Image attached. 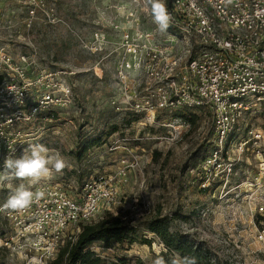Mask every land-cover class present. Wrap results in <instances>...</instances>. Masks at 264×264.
Listing matches in <instances>:
<instances>
[{"label":"rangeland","instance_id":"1","mask_svg":"<svg viewBox=\"0 0 264 264\" xmlns=\"http://www.w3.org/2000/svg\"><path fill=\"white\" fill-rule=\"evenodd\" d=\"M131 13L139 19L141 29L159 41L172 39L171 30L161 32L153 22L146 0H0V65H5V54L15 62L23 55L29 62L30 78L60 72L72 95L70 102L30 115L38 90L43 92L40 86L33 89L25 114L5 125L15 149L13 155L19 157L35 143L61 154L68 167L39 183H59L70 194L100 173H113L122 160L129 164L136 160L126 181L119 185L116 202L93 220L106 213L126 220L165 216L172 231L206 248L215 264H264V239L259 238L260 234L264 238V211L259 210L264 206V153L236 155L241 160L228 185L202 191L195 182V166L212 147L209 110H197L200 118L194 124L178 116L188 109L159 113L150 122L110 105V97L117 92L115 64L119 57V35L112 26L119 23L124 27ZM96 30L109 42L101 52L92 53L83 43ZM181 48L182 42L177 49ZM12 111L0 105L4 119ZM246 121L249 128L264 132V106L247 115ZM113 127L117 130L110 133ZM263 144L264 140L255 146L263 148ZM8 154V149L0 151V171ZM21 182L0 183V202ZM5 231L3 224L1 239ZM141 237L150 243L139 241L127 250L101 243L91 248L108 259L124 256L127 264H152L157 249L169 264L177 255L168 252L155 234L142 230ZM38 261L0 250V264Z\"/></svg>","mask_w":264,"mask_h":264},{"label":"built area","instance_id":"2","mask_svg":"<svg viewBox=\"0 0 264 264\" xmlns=\"http://www.w3.org/2000/svg\"><path fill=\"white\" fill-rule=\"evenodd\" d=\"M167 9L171 18L168 29L173 33L164 42L142 30L133 13L124 27L119 23L112 26L119 35V57L115 64L117 92L110 97V105L150 122L159 113L209 110L212 147L195 166V182L202 191L225 187L237 172L241 159L236 155L264 153V144L263 148L255 146L264 140V132L249 128L246 121L247 115L264 106V0H172ZM92 36L83 47L101 52L109 40L98 30ZM181 42L182 48L177 49ZM2 61L0 105L13 111L6 119L0 114V151L13 147L5 125L25 114L35 87H42L43 92L38 90L30 115L59 107L72 97L60 72L32 79L25 56L15 62L5 54ZM136 164V160L130 164L122 160L116 171L88 179L74 194L55 182L32 185L31 190L44 192L41 199L20 212H0V226L7 227L0 250L48 264L66 242V235L74 240L81 224L116 202L119 185ZM259 210L264 211V206ZM69 229L71 233H67ZM259 238L264 239L262 234Z\"/></svg>","mask_w":264,"mask_h":264},{"label":"trees","instance_id":"3","mask_svg":"<svg viewBox=\"0 0 264 264\" xmlns=\"http://www.w3.org/2000/svg\"><path fill=\"white\" fill-rule=\"evenodd\" d=\"M172 0H166L170 6ZM3 75H0V83ZM55 117L56 114H51ZM194 124L200 118L197 110H188L178 115ZM117 127H113L110 133ZM142 230L155 234L168 252L180 255L195 256L198 264H215L209 252L201 245L179 232L170 229L165 216H153L140 220H126L123 216L106 213L98 220L81 224V230L74 240H67L60 248L56 257L48 264H127L124 256L116 258L103 257L91 248L94 243H101L104 247L127 250L136 242L150 243L146 237H141ZM142 264V263H141Z\"/></svg>","mask_w":264,"mask_h":264},{"label":"clouds","instance_id":"4","mask_svg":"<svg viewBox=\"0 0 264 264\" xmlns=\"http://www.w3.org/2000/svg\"><path fill=\"white\" fill-rule=\"evenodd\" d=\"M150 8L153 22L161 32H167L170 26V15L165 0H146ZM9 154L4 159L3 171H0V183L13 180L22 181L0 205V212L11 213L28 209L34 202L44 196L43 191H33L31 186L42 180L51 178L56 173H62L68 167L66 160L57 152L51 151L44 144H31L16 157L14 147H8ZM26 181L27 185L23 182ZM38 264V262H35ZM152 264H169L157 249L156 258ZM170 264H198L195 256L177 254Z\"/></svg>","mask_w":264,"mask_h":264}]
</instances>
